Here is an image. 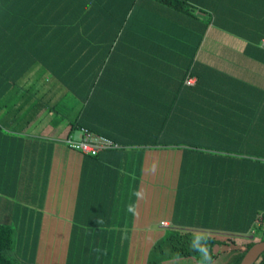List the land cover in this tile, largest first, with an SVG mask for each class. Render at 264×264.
Wrapping results in <instances>:
<instances>
[{
    "label": "crops",
    "instance_id": "1",
    "mask_svg": "<svg viewBox=\"0 0 264 264\" xmlns=\"http://www.w3.org/2000/svg\"><path fill=\"white\" fill-rule=\"evenodd\" d=\"M59 3L51 1L50 7L63 8ZM37 21L45 22L40 14ZM8 23L0 20V74L5 77L0 81V221L14 227L19 259L30 264H147L154 242L182 227L194 233L210 230L217 241L214 264H230L233 253L252 239L253 225L264 228L261 216L254 224L257 212L264 211V160L246 163L244 179L236 182L231 176H237L238 165L226 156L230 152L182 156V149L120 146L93 159L69 148L64 139L74 135L70 121L79 116L82 102L71 90L67 96L68 88L55 76L47 83L51 74L42 67L34 66L31 78L30 68L12 63L11 55L27 44ZM212 34L227 48L200 55L239 80L238 89L241 83L258 87V99L264 101V36L247 38L217 28ZM252 42L258 50L249 49ZM173 43L169 50H179ZM183 51L189 54L186 45ZM52 91L69 97L71 120L46 109L45 103L56 101L47 93ZM238 111L234 126L253 138L254 123L264 127V108L256 118ZM255 172L261 174L258 180ZM130 204L137 215L127 211ZM166 264L198 262L181 257Z\"/></svg>",
    "mask_w": 264,
    "mask_h": 264
},
{
    "label": "trees",
    "instance_id": "2",
    "mask_svg": "<svg viewBox=\"0 0 264 264\" xmlns=\"http://www.w3.org/2000/svg\"><path fill=\"white\" fill-rule=\"evenodd\" d=\"M51 1L59 3L0 0V20H8V28L27 44L11 55L12 63L30 68L31 78L33 67H42L68 88L67 96L71 90L82 102L71 130L86 127L113 139L118 149L175 148L182 149V156L230 152L226 156L238 165L237 176H231L236 182L244 179L246 163L264 160L262 123L255 122V136L247 138L232 122L237 108L261 116L262 93L247 82L250 89L244 83L238 89L239 80L200 55L221 50L214 42L215 28L247 38L264 36V0H65L59 10L50 7ZM38 14L45 20L40 25ZM173 41L179 50H169ZM249 45L258 50L254 42ZM125 52L130 56L122 57ZM187 77H195L194 83L187 85ZM0 81L5 82L1 74ZM67 105L45 103L61 119L69 116ZM98 154L88 155L97 159ZM255 174L258 180L261 174ZM258 216L264 218V211L257 212L254 224ZM256 227L257 234L233 253L230 264H239L252 245L264 240L262 226ZM194 234L169 229L151 246L147 264L181 257L199 262L189 247ZM14 241V227L0 221V264H30L12 254ZM209 243L214 259L217 241ZM253 264H264V251Z\"/></svg>",
    "mask_w": 264,
    "mask_h": 264
},
{
    "label": "built area",
    "instance_id": "3",
    "mask_svg": "<svg viewBox=\"0 0 264 264\" xmlns=\"http://www.w3.org/2000/svg\"><path fill=\"white\" fill-rule=\"evenodd\" d=\"M193 78L192 77H187L185 80L186 84H192L193 83ZM79 132L81 131V139L75 140L71 135L67 136L64 141L67 144L69 148H75L77 151H80L84 154H91V155H96L97 153L110 149V148H117L120 147L117 142H115L113 139L95 134L91 132L88 128L86 127H79ZM262 219V217H261ZM259 224H256L254 228H252L250 232V237L253 238L254 234L257 232V227ZM262 229V234L264 235V228Z\"/></svg>",
    "mask_w": 264,
    "mask_h": 264
},
{
    "label": "clouds",
    "instance_id": "4",
    "mask_svg": "<svg viewBox=\"0 0 264 264\" xmlns=\"http://www.w3.org/2000/svg\"><path fill=\"white\" fill-rule=\"evenodd\" d=\"M135 196L140 197V192L134 193ZM127 211L133 215H137L135 205H128ZM213 239L210 230L199 231L194 234L189 242V247L196 253L199 254L198 264H214L211 246L209 241Z\"/></svg>",
    "mask_w": 264,
    "mask_h": 264
},
{
    "label": "rangeland",
    "instance_id": "5",
    "mask_svg": "<svg viewBox=\"0 0 264 264\" xmlns=\"http://www.w3.org/2000/svg\"><path fill=\"white\" fill-rule=\"evenodd\" d=\"M219 46H220V48H227V46H225V45H223V44H219ZM51 77H52V75H49V74H47V76H46V82L48 83L49 81H52V79H51ZM48 94H49V97H51V98H53V99H55L56 100V102H67L69 99V97H63V93H62V91H52V92H47ZM69 96H71V95H69ZM73 99L74 100H76V98L75 97H73ZM68 110H70V112H69V115L70 116H72V113H73V111L74 110H72L70 107H68L67 108ZM61 111V110H60ZM68 120H71L70 118H69V116H68ZM65 129V128H64ZM73 134L75 135H73V137L75 138V140H79V139H81V137H82V135H81V131L79 132V129H78V127H75L74 129H73ZM72 149H74V150H77V149H75V148H72ZM12 254L13 255H16V253L15 252H12ZM223 261H224V258L221 260V262L220 263H223ZM167 262V261H166ZM169 262V261H168Z\"/></svg>",
    "mask_w": 264,
    "mask_h": 264
},
{
    "label": "water",
    "instance_id": "6",
    "mask_svg": "<svg viewBox=\"0 0 264 264\" xmlns=\"http://www.w3.org/2000/svg\"><path fill=\"white\" fill-rule=\"evenodd\" d=\"M264 251V240L252 245L244 254L239 264H253Z\"/></svg>",
    "mask_w": 264,
    "mask_h": 264
}]
</instances>
